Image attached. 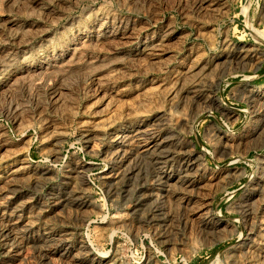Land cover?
Returning a JSON list of instances; mask_svg holds the SVG:
<instances>
[{
	"label": "rangeland",
	"instance_id": "374dc122",
	"mask_svg": "<svg viewBox=\"0 0 264 264\" xmlns=\"http://www.w3.org/2000/svg\"><path fill=\"white\" fill-rule=\"evenodd\" d=\"M0 264H264V0H0Z\"/></svg>",
	"mask_w": 264,
	"mask_h": 264
},
{
	"label": "bare ground",
	"instance_id": "6f19581e",
	"mask_svg": "<svg viewBox=\"0 0 264 264\" xmlns=\"http://www.w3.org/2000/svg\"><path fill=\"white\" fill-rule=\"evenodd\" d=\"M136 128H137V127H136ZM133 129H134V128H133ZM133 129H132V130H133ZM136 130H139V129L137 128ZM139 132H140V131H139ZM132 133H133V131H132ZM123 134H124V133H123ZM135 135H136V134H135ZM138 135H139V134H138ZM133 136H134V134H133ZM133 138H134V137H133ZM139 138H140V137H139ZM149 138H150V137H149ZM115 139H116V138H115ZM115 139H114V140H115ZM131 139H132V138H131ZM147 139H148V138H147ZM124 140H125V139H124ZM125 141H126V140H125ZM142 141H143V140H142ZM225 141H226V140H225ZM117 142H118V141H117ZM117 142H116V143H117ZM113 143H114V142H113ZM142 143H143V142H142ZM136 144H137V142H136ZM121 145H122V144H121ZM138 145L141 146L140 144H138ZM143 146H144V143H143ZM159 146H160V145H159ZM124 147H125V146H124ZM124 147H122V148L124 149ZM149 147H150V146H149ZM151 147H152V146H151ZM155 147H156V146H155ZM119 148H120V147H119ZM136 149H137V148H136ZM140 149H141V148H140ZM147 150H148V149H147ZM137 151H138V150H137ZM143 151H145V150H143ZM141 155H142V152H141ZM122 159H123V158H122ZM119 165H120V164H119ZM117 168H118V167H117ZM189 168H190V167H189ZM120 169H121V168H120ZM116 171H117V170H116ZM119 173H121V172H119ZM120 175H121V174H120ZM112 176H113V175H112ZM117 176H118V175H117ZM115 177H116V176H115ZM112 179H113V178H112ZM179 179H180V178H179ZM176 180H178V179H176ZM177 182H178V181H177ZM162 186H163V185H162ZM161 198H162V197H161ZM157 203H159V202H157ZM157 206H158V205H157ZM161 211H162V209H161ZM161 211H160V212H161ZM160 212H159V213H160ZM156 215H157V214H156ZM161 215H162V214H161ZM157 217H158V216H157ZM161 218H162V217H161ZM217 219H218V218H217ZM161 220H162V219H161ZM163 221H165V219H164ZM163 221H162V222H163Z\"/></svg>",
	"mask_w": 264,
	"mask_h": 264
}]
</instances>
